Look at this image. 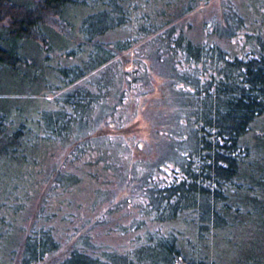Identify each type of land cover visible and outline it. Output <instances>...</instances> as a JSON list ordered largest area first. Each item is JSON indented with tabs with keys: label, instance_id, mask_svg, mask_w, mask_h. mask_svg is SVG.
Returning <instances> with one entry per match:
<instances>
[{
	"label": "trees",
	"instance_id": "obj_1",
	"mask_svg": "<svg viewBox=\"0 0 264 264\" xmlns=\"http://www.w3.org/2000/svg\"><path fill=\"white\" fill-rule=\"evenodd\" d=\"M91 1L0 0V264L40 263L57 252L66 238L55 226H48L54 215L45 216L44 222L28 223L30 228L17 224L31 202L19 187L22 177L15 171L33 162L35 148L30 136L34 133L29 122L40 125L43 137L55 138V144L84 135L80 130L83 119L85 123L95 122L119 77L120 68L114 73V83L107 75L115 59L110 54L111 43L120 47L133 42V47L141 39L153 38L161 27L167 29L159 33L160 42L155 40L160 60L166 63V51L177 47L185 50L181 66L187 67H178L184 83L179 93L189 88L197 96L187 92L183 103L182 120L187 131L177 148L182 152L177 158L179 169L173 168L172 177H164L161 184L149 178L150 184L144 189L147 201L141 204L146 218L137 227L121 230L145 228L151 221L157 227L146 229L122 248L101 247L83 237L55 264H220L216 252H222L215 248L227 242L229 228L247 226L254 233L264 227V27L260 26L264 15L247 28L237 6L229 3L222 21L227 34L234 28L249 32L245 33L246 40L238 38L242 42L237 47L230 36L234 48L224 50L213 39L215 34L222 36L218 32L208 40L202 37L206 42L197 44L181 33L183 26L190 30V24L178 28L175 23L176 16L189 14L212 0H201L188 8L174 4L166 15L163 0H148L144 6L138 2V8L135 4L127 6L126 0H104L102 7L90 5ZM215 23L218 28L220 22ZM125 30L138 35L116 42L121 38L111 34ZM247 41L250 49L242 54L239 48ZM126 75L131 74L122 77ZM40 84L66 90L53 96V106L41 109L38 116L25 117L21 106L13 103L14 97L22 88L29 90ZM51 98L43 97V103ZM123 98L120 96V102ZM256 126L262 128L261 134L254 133ZM104 164L106 170L118 167L113 160ZM70 182L56 185L64 190L72 186ZM89 193L96 207L101 196L93 189ZM112 209L118 210L117 206ZM28 219L25 215L24 221ZM244 250L237 256L238 264H264V249L247 248L249 255L243 254Z\"/></svg>",
	"mask_w": 264,
	"mask_h": 264
},
{
	"label": "rangeland",
	"instance_id": "obj_2",
	"mask_svg": "<svg viewBox=\"0 0 264 264\" xmlns=\"http://www.w3.org/2000/svg\"><path fill=\"white\" fill-rule=\"evenodd\" d=\"M102 1L104 0H92L90 5L95 4L96 7H102ZM146 1L148 0H126L125 3L128 4L127 6L135 4L138 8V2H142L144 6ZM163 1L165 2L163 14L166 15L174 4H184L181 6L188 8L191 4L194 6L201 0ZM229 3L237 6V13L244 17L247 28L251 27L250 23H254L260 15H264V0H212L209 4L196 7L189 14L176 16L175 23L178 24L176 26L180 28L179 26L186 22L190 24V30L187 26H183L181 33L188 34L197 44L206 42L202 37H207L205 40H208L210 35L218 32L222 36L215 34L213 39L219 41L218 44L222 49H231L234 45L237 47L243 40H246L245 33L249 30L234 28V31L229 33L230 35L227 34V28L223 27L222 21L226 17L225 9ZM131 15H133V10H131ZM130 18L132 19L133 16ZM215 22H220L218 28ZM260 26L264 27V24ZM166 29L161 27L160 31L153 35L154 39L146 37L137 41L133 47L131 46L133 42L121 45L120 47L131 46L124 50L117 43H111L109 50L111 55H115V59L110 62L111 72L107 75H110L114 83V73L117 72V68H120L119 77L115 88L112 85L110 98L100 106L99 116L95 122L93 120L94 123H88L89 120H87L85 123L86 118L83 119L84 125L80 130H83L84 135L77 139L70 138L63 144H55L57 141L55 138L43 137L40 125L29 122L34 133L30 136L35 148L31 153L33 162L27 166L14 168L20 174V178L22 177L18 185L31 202L23 211L22 218L17 219V224L18 226L27 224L30 228L28 223L36 222V220L44 222L45 216L54 215L56 219L53 217L49 219V222L46 221L48 226L49 224L55 226L61 231L63 238L66 234L57 252L47 255L44 261L35 264H55L67 255L71 244L83 241L81 240L83 237L88 242L101 245V247L111 245L122 248L126 244L129 245L131 239H137L140 234H145L146 229L152 231L157 227V224L151 221L145 228L126 232L121 230L139 226L140 221L145 217L141 204L147 201L144 189L150 184L149 178L154 177L152 182L161 184L164 177L167 179L172 177L173 168L179 169L181 162L177 158L181 151L177 148L182 145L187 131L186 124L184 125L182 120L183 103L187 100V92L191 93V96H197L189 88L179 93L184 83L178 76V67L180 70L187 67L186 65L181 66L184 64L185 50L177 47L169 53L166 51L163 55L166 63L159 58L155 40L160 42L159 33L162 35L161 31ZM176 33L178 34V31ZM111 35L113 38H121L116 40L118 42L127 35H130L128 39H131L136 38L138 34L128 33L125 30V32L120 31ZM75 36V34L72 35L74 38ZM230 36L235 42L234 45H230ZM238 38L242 41H238ZM241 46L239 49L244 51L242 54L247 48L250 49L248 41ZM75 50L79 53L77 49ZM83 50H87L84 45ZM127 73L131 75L123 78L122 74ZM43 86L40 84L29 90L22 88L20 95L14 97L13 103L21 106L20 113L25 117L38 116L41 109L53 106V96L66 90L60 87L57 91L58 86L56 89ZM120 96H124L125 100L120 102ZM43 97L52 98L45 104ZM178 102L180 110H178ZM261 132H263L261 127L254 128L255 134H261ZM97 145L100 148L97 149ZM95 150L98 153L91 155L90 151ZM105 160L115 161L118 167L106 170L108 166L104 164ZM8 180L4 179V182ZM60 181L66 183L71 181L70 183L73 182V184L67 189L64 187L63 190L62 187L56 185ZM89 189H93L101 196L96 207L95 202L91 203ZM115 206L118 210L112 209ZM40 211L42 217L37 218ZM25 215H29L27 221H24ZM164 225L170 226L169 224ZM165 228L164 226L163 229ZM263 228V226L259 227L254 233H250V227L247 226L238 229L229 228L227 242L221 244V247L213 245L215 249L222 252L223 256L215 251L217 258H221L219 263L238 264L237 256L243 252L244 248L246 251L244 250L243 254L246 255H249L247 248L254 246L262 251L264 249ZM87 236L90 237L87 238ZM14 264L20 263L15 262Z\"/></svg>",
	"mask_w": 264,
	"mask_h": 264
}]
</instances>
